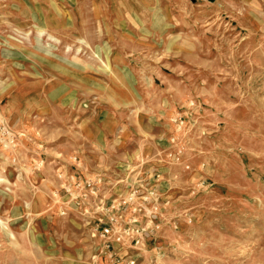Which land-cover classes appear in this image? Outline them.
<instances>
[{
	"label": "rangeland",
	"instance_id": "1",
	"mask_svg": "<svg viewBox=\"0 0 264 264\" xmlns=\"http://www.w3.org/2000/svg\"><path fill=\"white\" fill-rule=\"evenodd\" d=\"M0 264H264V0H0Z\"/></svg>",
	"mask_w": 264,
	"mask_h": 264
},
{
	"label": "built area",
	"instance_id": "2",
	"mask_svg": "<svg viewBox=\"0 0 264 264\" xmlns=\"http://www.w3.org/2000/svg\"><path fill=\"white\" fill-rule=\"evenodd\" d=\"M106 233H109V230H108V229L105 230V234H106Z\"/></svg>",
	"mask_w": 264,
	"mask_h": 264
}]
</instances>
